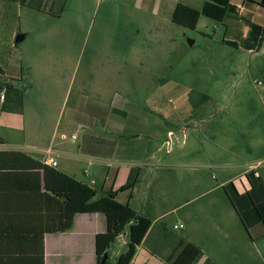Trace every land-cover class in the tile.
<instances>
[{
  "label": "rangeland",
  "instance_id": "1",
  "mask_svg": "<svg viewBox=\"0 0 264 264\" xmlns=\"http://www.w3.org/2000/svg\"><path fill=\"white\" fill-rule=\"evenodd\" d=\"M202 1L43 0L41 11L19 0L1 2L7 8H0V66L17 89L25 88L17 117L25 131L17 137L53 149L75 148L85 133L108 138L96 111L110 103L107 120L123 134L112 138L123 147L118 163L139 171L134 206L164 213L153 235L164 223L170 235L185 236L171 225L226 194L221 188L186 199L264 159V42L245 49L247 24L234 15L221 22L200 16L194 29L172 21L177 3L199 8ZM17 34L25 35L19 43ZM201 93L209 98L195 107ZM33 127L41 136L29 135ZM139 131L142 139L130 141ZM187 173L199 179L191 191ZM113 244L111 258L125 247L122 240ZM260 244L263 254L248 264H260Z\"/></svg>",
  "mask_w": 264,
  "mask_h": 264
},
{
  "label": "crops",
  "instance_id": "2",
  "mask_svg": "<svg viewBox=\"0 0 264 264\" xmlns=\"http://www.w3.org/2000/svg\"><path fill=\"white\" fill-rule=\"evenodd\" d=\"M3 1L6 0H0L1 10L7 8V6L1 3ZM7 1L15 2L17 0ZM259 2L260 0H230L231 5L235 8L237 17L247 24V26H244V32H247V35L250 30L249 22L258 25H262L264 22V7H262ZM186 4L196 8V6L191 3L187 2ZM242 17L245 18V20L242 19ZM2 69L5 72L8 71L7 66H4ZM0 79L3 80V82L10 81L7 75H0ZM1 93L2 92H0V95ZM4 100L5 97L3 99L0 98V151L19 150L45 164H47L48 160L54 159L57 161V165L55 166L56 169L82 180L94 188L98 195L108 191H114L115 197L119 202L128 203L136 213L152 220L146 235L141 244L137 246L129 264H169L176 259L182 240L201 248V253L191 264H248V261H250V263H255L252 257L256 256L257 258L260 256V253L263 254L258 247V245H261L260 243L264 241L263 226L260 224L253 226L251 228V236H247L248 233L243 228L229 200H226L227 197L224 200L222 197V199L219 200H211L207 201V203L197 205V207L188 210V212L186 211V218H183L184 221L175 222L171 225L172 229H176L174 228L175 225H182L178 229L183 230L185 236L170 235L166 227L168 224L165 225L164 223L160 224L161 228L156 229V233L153 235L154 229L159 227L158 222L162 219L164 213L152 216L146 211L144 213L143 210L137 209L134 206V189L132 188L134 184L130 190H120L121 186L132 182V179L135 175L139 174V171L134 167L120 165L118 163L117 158L120 156L118 152L123 148L120 146L121 144L119 141H116V151L112 157L102 158L83 155L80 153L78 146L75 148L61 146L60 148L53 149L50 145L45 146L33 142L32 138L27 140L25 137H17V134L23 135L25 131V126L19 125L17 118L23 114L1 110ZM108 108L107 112H105L104 108L100 107L96 111V113H103L104 115V121L101 123L103 131L110 135L108 137L110 139L123 136L120 124L107 120L111 108L110 103ZM93 119L96 118L93 117ZM74 121L83 126L86 132L90 131L92 128L88 125L89 123L84 124V122L78 120ZM169 132L171 131H168V133ZM29 135L31 137L41 136V132L37 133L35 127H33L29 130ZM143 135L144 134L139 131L130 136V141L141 140ZM18 146H23L27 149L21 150ZM145 146L146 144H142L140 150L141 155L147 154L145 152ZM125 149L123 151H125ZM123 154L125 153L123 152ZM152 155L154 156V154ZM259 161H257V163ZM187 166L186 164V168H188L189 171H195L192 167ZM251 168H256L264 180V164L259 168H257V166H251L241 173L225 177L222 181L217 182L208 189H204L205 186H202L204 191L186 199V203L194 201L199 195L206 192L220 190L223 184L230 180L234 182L239 192L248 190L249 184L243 174L246 170ZM186 175L190 186L187 188V191H191V187H194L193 184L195 185L199 179H196L195 176L193 177L189 173ZM34 183L35 176L25 173L24 171H2L0 176L1 189L7 190V188L15 184L20 187V192L18 193H21V186H32V190L22 193L14 205H3V207H11L7 209L4 214L6 218L11 220L14 229L23 228L25 224L28 225V227H35V218L33 215L37 214V210H40V206L36 201L37 191L36 183L35 185ZM200 185H203V182L200 183ZM42 190L43 189L40 191ZM8 210L11 211L9 212ZM105 230L106 218L103 213H77L69 229L55 233H44V264H96L95 236ZM241 230H245L246 236L241 235ZM19 236H32V234H19ZM121 240L125 247L123 250L119 251L118 255L111 258L110 249L114 244L107 250L108 259L111 262H114V260L126 249L129 240L127 229L126 232L124 231L116 239L115 243ZM50 252L52 253L51 258L49 257ZM262 257L261 261L256 262L264 264V255Z\"/></svg>",
  "mask_w": 264,
  "mask_h": 264
},
{
  "label": "trees",
  "instance_id": "3",
  "mask_svg": "<svg viewBox=\"0 0 264 264\" xmlns=\"http://www.w3.org/2000/svg\"><path fill=\"white\" fill-rule=\"evenodd\" d=\"M19 1L23 6L39 11L44 10L43 0ZM259 4L264 7V0H260ZM229 15L237 17L230 0H204L200 8L177 3L171 19L178 25L194 29L200 16L221 22ZM242 19L245 20L243 17ZM249 25L250 30L243 41V46L248 51L258 50L264 42V22L262 25L249 22ZM223 42L230 46H238L235 41L223 40ZM0 75H7L10 79L8 71L5 72L1 66ZM24 90L25 88L17 89L11 81L0 83V92H4L5 97L1 110L21 114ZM198 95V101L193 103L195 107L209 98L206 94ZM188 100L190 101V96ZM108 109H104L105 112ZM90 112L94 113L93 110H89L88 114ZM101 121L103 123V117ZM116 144V140L85 133L78 148L83 155L110 158L115 152ZM5 170H20L35 176L36 201L40 210L33 215L35 227H28L25 224L23 228L14 229L11 220L4 214L11 207H3V205H14L22 193L32 190V186H21V193H18L20 187L15 184L7 190L0 188V264H44V233L69 229L77 213L105 215L106 230L95 236L96 264H99L105 254L108 255V248L127 229L129 240L125 251L114 262L108 259L106 264H129L152 223L150 218L136 213L128 203L119 202L114 191L98 195L94 188L82 180L41 163L25 152L0 151V176ZM243 175L249 184L248 190L239 192L232 180L224 183L222 188L243 228L251 236L253 226L260 224L264 228V180L256 168L246 170ZM135 182L136 177L132 182L121 186L120 190L130 189ZM41 189L43 190L40 191ZM29 233L32 236H19V234ZM200 253V247L182 240L176 259L169 264H191Z\"/></svg>",
  "mask_w": 264,
  "mask_h": 264
},
{
  "label": "built area",
  "instance_id": "4",
  "mask_svg": "<svg viewBox=\"0 0 264 264\" xmlns=\"http://www.w3.org/2000/svg\"><path fill=\"white\" fill-rule=\"evenodd\" d=\"M255 85H256L257 87H261V86L263 85V81H261V80H257V81H255ZM3 97H4V92H2L1 95H0V98H1V99H3ZM260 97H261V99H262V101H263V103H264V90L261 92V96H260ZM169 101H171V100H169ZM168 135L171 136L172 133L169 132ZM74 138H75V136H72V139H74ZM166 144H168L167 141H166ZM48 152H49V151H48ZM263 163H264V159H261V160L257 163V168L261 167V166L263 165ZM47 164L50 165V166L55 167V166L57 165V161L54 160V159H50V160L47 161ZM181 226H182V225H175L174 228H180Z\"/></svg>",
  "mask_w": 264,
  "mask_h": 264
},
{
  "label": "water",
  "instance_id": "5",
  "mask_svg": "<svg viewBox=\"0 0 264 264\" xmlns=\"http://www.w3.org/2000/svg\"><path fill=\"white\" fill-rule=\"evenodd\" d=\"M25 35L24 34H17L15 39H14V42L15 43H19L21 42L23 39H24ZM108 260V255L105 254L101 260L99 261V264H106V261Z\"/></svg>",
  "mask_w": 264,
  "mask_h": 264
}]
</instances>
